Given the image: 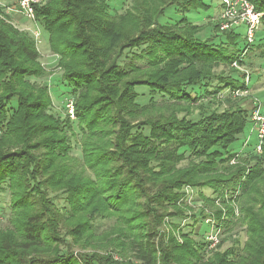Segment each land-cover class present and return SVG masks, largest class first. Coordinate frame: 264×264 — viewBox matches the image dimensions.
<instances>
[{"label":"trees","instance_id":"trees-1","mask_svg":"<svg viewBox=\"0 0 264 264\" xmlns=\"http://www.w3.org/2000/svg\"><path fill=\"white\" fill-rule=\"evenodd\" d=\"M44 1L35 23L74 102L82 165L68 116L55 117L47 86L28 80L46 75L34 39L5 23L0 7V194L10 196L0 264H264V137L260 156L229 166L250 125L234 93L251 85L231 67L249 66L245 40L217 34L218 21L198 39L186 14L206 10L202 0H130L113 16L109 0ZM247 1L264 30V0ZM169 9L177 20L163 24ZM248 52L264 63V37L256 32ZM138 89L148 90L146 105ZM185 187L208 209L212 196L239 188L228 198L239 215L227 210L224 233L240 225L244 242L207 251L200 225L220 212L186 215ZM165 219L193 224L180 232ZM104 222L112 224L100 233Z\"/></svg>","mask_w":264,"mask_h":264},{"label":"rangeland","instance_id":"rangeland-1","mask_svg":"<svg viewBox=\"0 0 264 264\" xmlns=\"http://www.w3.org/2000/svg\"><path fill=\"white\" fill-rule=\"evenodd\" d=\"M19 0H0V7L2 6H7L2 8L3 14L1 18L3 21L7 24H10L13 26L15 29H17L20 32L28 34L29 37L34 39L36 43V49L39 52L40 59L39 63L41 67L44 69L46 72V75L41 78V79H34V78H29L28 80L31 83H35L36 85H46L48 88V93L51 98V103L52 107L50 109V112L55 116L59 118H64L67 117L66 114V109L65 105L67 101L72 100V96L69 93V90L66 88L65 85H62V82L60 81L61 79V70L57 67L59 57L54 55L49 46H48V37L47 35L42 31V29L34 22L31 20H27L24 16L14 12L12 9L17 5V2ZM203 3L208 7L206 10H198V11H192L186 14V18L193 22L194 24L198 25L201 30L200 33L197 35V38L200 40H204L207 38L209 35L212 36L214 33L212 32V28L214 24L219 19V14L222 8V3L220 2L221 0H202ZM36 5H43L45 1L38 0L35 2ZM13 5V6H12ZM35 6V5H34ZM130 6V0H109L108 2V7L110 10L111 16L113 15H118L122 14L125 12V10ZM173 10H167L165 17L162 19L163 24H172L175 22L174 16L171 15ZM173 14V13H172ZM178 17V16H177ZM176 17V18H177ZM35 19V17H34ZM240 22H238L239 24ZM217 34L222 35L223 33H226L228 31L234 30L235 33L240 35L238 39V45L239 47L242 46V41H244L245 38V28L239 26H232L229 27L225 31H220L219 28L217 27ZM257 37L258 38H263L264 37V30L259 26L257 30ZM244 61H248L247 63L249 66H245L243 68H238L235 66H231L232 68L237 69L240 74L243 76V86L244 88H247L246 84H250L251 88L247 90H241L237 91L234 93L237 98H239V101L243 107H245L249 112L251 109H255V104H261L262 107H264V63L262 60L259 59V57L256 56V54L248 52L244 57ZM144 65V64H142ZM217 71H224L226 70L221 66ZM62 87V88H61ZM138 94L139 98L138 101L141 103V105H146L148 102L147 100L149 99V93L147 89H138ZM73 102V100H72ZM156 103L160 104L161 103V98H156ZM74 105V102H73ZM264 109V108H263ZM248 112V114H249ZM72 125V131L75 133V137H72L71 143H72V152L71 155L76 158V167L77 169H80V166L82 165V154H81V147H80V132L77 130V122L76 119L71 120L69 116L67 117ZM192 120H196V116H193L191 118ZM0 136H1V131H0ZM244 137H249V125H247L244 129L243 134L239 137L237 141H235L232 145L231 148L237 151L238 158L234 162V164H230L229 166H234L239 163L240 165L244 166L246 165V161H248L252 157H257L260 156L259 153H254L253 145L256 142V138L254 135L250 136V140L248 142V145H252L250 147H245L242 145V142H245ZM244 144V143H243ZM256 144V143H255ZM261 152H262V146H261ZM240 155V156H239ZM185 158L188 159V155H185ZM187 165V160L183 161L181 163V166H186ZM247 166V165H246ZM249 166V165H248ZM248 168V167H247ZM183 194L185 193V199L184 201L186 202L185 206V214L186 215H191L193 212L196 214L197 210H202L205 209L206 211H210L211 213H215L216 210H219L220 212V219H217L216 216L211 217L207 216L205 217L204 221L207 218H211L212 222L215 224L217 223L220 227L219 233V240L220 243L217 245L215 250L217 252H222L229 248L232 245V241L235 239H238L241 241V243L244 242L245 240V234H244V227H240V225H237L232 232H225V223L227 221H233L232 218L230 219L227 217V210L230 208L232 210V214H234V219L238 217L239 213L237 210V205L236 203H233V199L235 196H238L239 194V188L236 189L235 192L230 194V192H227V190H224L220 194H217V196H212L211 198L214 200V205L208 209V206L205 205L204 202H202L201 198L199 197L198 191L195 188H190V187H185L181 191ZM203 195L206 198L210 197V191L209 190H204ZM222 196L225 199L226 204H223L221 202H217V199ZM232 196V202L229 197ZM184 197V195H183ZM9 192H4L0 194V228H5L8 226L9 223V216H10V208H9ZM210 200V199H209ZM228 200V202L226 201ZM208 209V210H207ZM201 218V217H200ZM203 220V219H202ZM164 222H168L169 228H174V230L178 231H185V227L188 228V225L193 224L192 219H187L184 222L182 221H176V220H170L165 219ZM200 223V222H199ZM199 223L196 224V228H198ZM111 222H104L100 225L98 228L99 232H103L106 229H108L111 226ZM222 226V227H221ZM224 226V227H223ZM200 234L206 235L209 231V228L202 224L200 225ZM168 232V231H167ZM228 233H232V236L229 237L227 235ZM231 235V234H230ZM204 237V241H205ZM206 243V241H205ZM98 253H104L100 250H96ZM208 251V250H207ZM86 252V251H83ZM211 253H208V256ZM114 258L118 259L117 256L114 254Z\"/></svg>","mask_w":264,"mask_h":264},{"label":"built area","instance_id":"built-area-1","mask_svg":"<svg viewBox=\"0 0 264 264\" xmlns=\"http://www.w3.org/2000/svg\"><path fill=\"white\" fill-rule=\"evenodd\" d=\"M38 0H19L17 5L12 9L14 12L24 16L27 20L34 21V5ZM42 0H40L41 2ZM44 1V0H43ZM222 8L218 19V28L220 31H225L229 27L239 26L244 27L245 32V42L248 46L243 50L240 58L248 53L249 45L253 43L255 34L260 26V21L262 14L254 10V7L247 0H221ZM35 22V21H34ZM238 22H240L238 24ZM233 66L237 67L236 63ZM242 68V67H238ZM248 85V84H246ZM255 109H251L249 112V137L245 138L244 146L248 145L250 136L254 135L256 138V144L254 143L253 149L254 153H261V144L264 137V107L261 104H255ZM66 114L71 120L75 119L74 105L72 100L67 101L65 105ZM238 155L230 160V164H234ZM204 223L208 226L209 231L205 235V241L207 245V250H215L217 245L220 243L219 240V229H217L211 219H206Z\"/></svg>","mask_w":264,"mask_h":264}]
</instances>
